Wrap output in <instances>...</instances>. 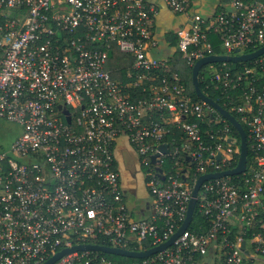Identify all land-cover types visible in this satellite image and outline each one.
Masks as SVG:
<instances>
[{
    "label": "built area",
    "instance_id": "1",
    "mask_svg": "<svg viewBox=\"0 0 264 264\" xmlns=\"http://www.w3.org/2000/svg\"><path fill=\"white\" fill-rule=\"evenodd\" d=\"M162 1L185 15L164 57L152 0H0V119L22 127L0 145V264H43L88 243L161 244L185 220L197 179L238 164L230 120L193 98L168 60L178 52L192 69L261 47L264 0H229L209 16L190 0ZM114 52L130 60L124 77L111 73ZM229 62L203 64L197 79L226 91L221 106L246 135L243 171L202 179L187 227L148 256L74 248L50 264H264V52ZM120 141L141 168L142 210L122 188Z\"/></svg>",
    "mask_w": 264,
    "mask_h": 264
},
{
    "label": "water",
    "instance_id": "2",
    "mask_svg": "<svg viewBox=\"0 0 264 264\" xmlns=\"http://www.w3.org/2000/svg\"><path fill=\"white\" fill-rule=\"evenodd\" d=\"M264 52V45H262L261 47L257 48L254 51L251 52H247V53H241V54H233V55H227V54H210V55H206L203 56L201 58H199L198 60H196V62L193 64L192 69H191V76H192V83H193V87H194V91L195 93L202 98L203 100H205L207 103H209L212 107H214L216 110H218L224 117H226L228 120H230V122L232 123V125L234 126V128L237 130L239 137H240V158L238 161V164L230 169L221 171V172H217V173H207V174H203L201 175L198 179L197 182L195 183L193 189H192V198L190 199L189 205H188V209H187V214L185 217V220L183 221L182 225L178 228V230L166 241L162 242L161 244L155 245L151 248H147L144 250H126V249H122V248H118V247H113V246H107V245H100V244H80V245H76L73 246L72 248H67L64 249L60 252H58L57 254H55L54 256H52L51 258H49L47 261H45L43 264H50L54 259H56L61 253L65 252V251H70L74 248H90V249H98L104 252H108V253H112V254H117V255H125L128 257H132V258H141V257H145L148 256L152 253H154L157 250H160L164 247H166L168 244L171 243V241L180 233L182 232L188 225L191 216H192V212H193V208H194V196L197 192L198 186L201 182L202 179H205L207 177L210 176H216V175H220L223 173H237V172H241L243 171L244 167H245V163H246V155H247V143H246V135H245V131L242 127V125L240 124V122L231 114L229 113L225 108H223L220 104H218L216 101H214L211 97L207 96L206 94H204L199 86V82L197 79V74L199 69L201 68V66L205 63L208 62H212V61H219V60H226V61H232V62H237V61H247L249 59H252L258 55H260L261 53ZM166 143H161L159 145V148L162 151L166 150Z\"/></svg>",
    "mask_w": 264,
    "mask_h": 264
},
{
    "label": "crops",
    "instance_id": "3",
    "mask_svg": "<svg viewBox=\"0 0 264 264\" xmlns=\"http://www.w3.org/2000/svg\"><path fill=\"white\" fill-rule=\"evenodd\" d=\"M157 7V13L153 16V25L157 31V35L162 38L160 47L157 49V56L164 57L166 53L174 51L176 42L174 43L173 30L185 21L184 14L173 13L162 0H152ZM191 6L204 16H209L220 10L228 8L229 0H190ZM163 31V32H162ZM173 41V42H172ZM118 153L121 162L128 164L130 159L131 147L126 141H120L118 144ZM146 200V199H145ZM148 201V200H146ZM142 210V208L139 206Z\"/></svg>",
    "mask_w": 264,
    "mask_h": 264
},
{
    "label": "trees",
    "instance_id": "4",
    "mask_svg": "<svg viewBox=\"0 0 264 264\" xmlns=\"http://www.w3.org/2000/svg\"><path fill=\"white\" fill-rule=\"evenodd\" d=\"M210 39H212V43H213V47H214L215 52H220L221 48H220L219 43H218V37L214 34H211ZM173 41H174V43L176 42V35L173 38ZM110 62L111 63L109 65V68L111 70L112 75L124 77V73H123L124 67L126 64H128L130 62V60L124 59L122 54H120L118 52H114L113 57H112ZM168 64L171 67H173L180 74L182 81L187 86L189 93L193 96V98L197 99V94L194 91V87H193V83H192L191 67L188 66L183 60L180 59L178 52L173 53V55L168 60ZM229 64L233 68H235V67L237 68V67H240L242 65V63L240 61H237V62H231L230 61ZM199 86H200L201 91L204 94L211 97L218 104H220L226 108V106L223 104V101L225 100L224 93H226V91L222 90V87L219 84L212 83V82L205 83V82H202L199 80ZM230 92H232V91H230ZM233 115H236V114L233 113ZM236 117H237V115H236ZM203 126L206 128L208 125L204 124ZM232 131L238 136V133H237L235 128L232 127ZM167 140H170V138L168 137ZM194 218H195V214H194L193 219ZM192 225H193V221L190 224V227ZM114 256H116V254H114Z\"/></svg>",
    "mask_w": 264,
    "mask_h": 264
},
{
    "label": "flooded vegetation",
    "instance_id": "5",
    "mask_svg": "<svg viewBox=\"0 0 264 264\" xmlns=\"http://www.w3.org/2000/svg\"><path fill=\"white\" fill-rule=\"evenodd\" d=\"M141 168L140 167H132L129 164H120V176H121V184L123 191L126 195H131L132 200L131 204L133 206H140L142 209L144 208L142 195L143 181L139 177Z\"/></svg>",
    "mask_w": 264,
    "mask_h": 264
},
{
    "label": "rangeland",
    "instance_id": "6",
    "mask_svg": "<svg viewBox=\"0 0 264 264\" xmlns=\"http://www.w3.org/2000/svg\"><path fill=\"white\" fill-rule=\"evenodd\" d=\"M21 131H22V127L19 126L18 124L4 120V119H0V145H2L3 147H7L12 141V139H14L18 134H20ZM131 156H132V162H133V159L135 157H134L132 150H131ZM139 177L141 178V171H140ZM142 193H147V192L145 189L144 190L142 189ZM127 199H128V202H130L131 204L132 196L128 195ZM133 207L134 209L138 208V206H133ZM204 263H206V260H204ZM254 264H260V262H255Z\"/></svg>",
    "mask_w": 264,
    "mask_h": 264
}]
</instances>
